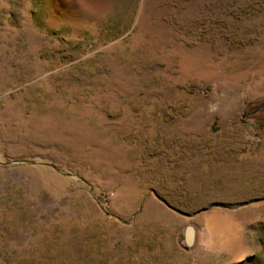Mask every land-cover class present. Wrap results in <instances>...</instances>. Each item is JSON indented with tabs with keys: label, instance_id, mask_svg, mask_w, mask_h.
I'll return each instance as SVG.
<instances>
[{
	"label": "rangeland",
	"instance_id": "1",
	"mask_svg": "<svg viewBox=\"0 0 264 264\" xmlns=\"http://www.w3.org/2000/svg\"><path fill=\"white\" fill-rule=\"evenodd\" d=\"M0 264H264V0H0Z\"/></svg>",
	"mask_w": 264,
	"mask_h": 264
},
{
	"label": "water",
	"instance_id": "2",
	"mask_svg": "<svg viewBox=\"0 0 264 264\" xmlns=\"http://www.w3.org/2000/svg\"><path fill=\"white\" fill-rule=\"evenodd\" d=\"M187 231H189V230H187ZM189 236H190V232L187 233V236H186V237H187V238H186L187 241H189V239H188Z\"/></svg>",
	"mask_w": 264,
	"mask_h": 264
}]
</instances>
